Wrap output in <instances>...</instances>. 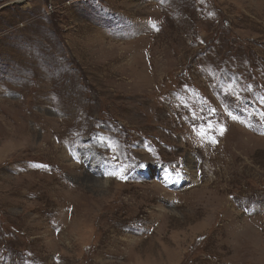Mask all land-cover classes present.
I'll return each instance as SVG.
<instances>
[{
    "label": "rangeland",
    "instance_id": "374dc122",
    "mask_svg": "<svg viewBox=\"0 0 264 264\" xmlns=\"http://www.w3.org/2000/svg\"><path fill=\"white\" fill-rule=\"evenodd\" d=\"M0 264H264V0H0Z\"/></svg>",
    "mask_w": 264,
    "mask_h": 264
}]
</instances>
